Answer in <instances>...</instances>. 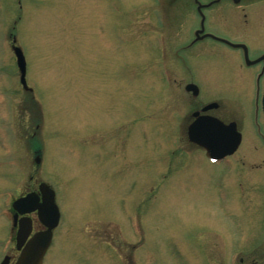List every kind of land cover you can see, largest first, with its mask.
I'll return each instance as SVG.
<instances>
[{
    "label": "rangeland",
    "instance_id": "1",
    "mask_svg": "<svg viewBox=\"0 0 264 264\" xmlns=\"http://www.w3.org/2000/svg\"><path fill=\"white\" fill-rule=\"evenodd\" d=\"M233 1L0 0V262L17 257L11 203L42 182L59 223L41 264L248 263L264 220V0ZM210 102L242 136L218 163L186 139Z\"/></svg>",
    "mask_w": 264,
    "mask_h": 264
},
{
    "label": "water",
    "instance_id": "2",
    "mask_svg": "<svg viewBox=\"0 0 264 264\" xmlns=\"http://www.w3.org/2000/svg\"><path fill=\"white\" fill-rule=\"evenodd\" d=\"M12 51L20 73L19 81L23 89L26 90L24 57L18 47L13 46ZM184 90L191 92L192 96L198 94V89L193 84L185 85ZM261 105L264 116V90ZM215 107L216 104H209L204 106L201 111L205 112ZM192 117L194 119L186 129L188 140L203 147L209 159L216 160L230 155L236 150L240 143V134L236 131L233 122L224 125L211 116H199L198 112H194ZM38 162L39 159L36 157L35 163ZM37 190L38 193L30 192L12 203V209L15 211L13 220L18 215L35 212L38 222L44 227L43 230L36 231L30 236L32 224L29 217L19 218L17 224L14 222L17 225L15 249L19 251L14 264H40L50 243L51 231L58 223L59 213L54 203V192L44 183H40ZM8 262L9 257L6 256L0 264H8Z\"/></svg>",
    "mask_w": 264,
    "mask_h": 264
},
{
    "label": "flooded vegetation",
    "instance_id": "3",
    "mask_svg": "<svg viewBox=\"0 0 264 264\" xmlns=\"http://www.w3.org/2000/svg\"><path fill=\"white\" fill-rule=\"evenodd\" d=\"M232 2V6H234V7H236L235 6V4H234V2L235 1H233V0H231ZM246 4H247V2L248 1H250V0H243ZM259 3L262 1V0H257ZM246 6H248V4L246 5ZM242 9V13H243V17H246V15L244 14V11H245V7L243 8V7H241ZM262 8H264V7H262ZM261 8V9H262ZM202 108V105L200 106V107H198L196 110H194V111H198L199 112V114L201 115V114H203L201 111H200V109ZM220 107H219V105L215 108V109H213V110H209L208 112H206L205 114H208V115H211V116H214V117H216L217 119H219L221 122H223L224 124H227V123H229V122H235L236 120H233V119H229V120H225V118H223V116H221V115H214V114H212L213 113V111H216V110H218ZM261 112V111H260ZM261 117H262V120H263V116H262V112H261ZM187 139V138H186ZM188 144L190 145V150L191 151H194V148H200V149H202L201 147H199V146H197V145H195V144H193V143H190V142H188ZM239 148V147H238ZM203 150V149H202ZM237 151V150H236ZM203 152H204V150H203ZM235 153V152H234ZM233 153V154H234ZM233 154L231 155V156H228V157H232L233 156ZM225 158H227V157H224V158H222V159H220V160H218V161H216V162H214V163H218V162H220V161H222L223 159H225ZM239 162V161H238ZM238 165H240V163L238 164ZM227 170V169H226ZM229 171H230V169H229ZM32 214H34V213H32ZM30 214H28V217L31 219V224H32V231H31V233H33V232H35V231H39V230H42V229H44L43 227H42V229H39V230H33V220H32V218L29 216ZM35 215V214H34ZM22 216L21 215H18L17 217H16V222L19 220V218H21ZM262 223H263V226H262V228H261V234H262V237H261V240H260V242L258 243V244H256L255 246H253V248L252 249H250L248 252H249V254H248V256H249V259L246 261V263L247 264H255V262H256V259L254 260L253 259V252H257L256 253V258L258 257V254L259 253H264V220L262 221ZM14 228H15V231H16V226H13ZM252 227V226H251ZM244 229L243 228H238V232L240 233H238L237 235L239 236V235H241L242 234V231H243ZM217 236V233L215 234H213V233H211V235L210 236ZM242 236V235H241ZM219 237V236H218ZM220 238V237H219ZM234 246H237V244H236V241L234 242V244H233ZM213 246H214V244H213ZM16 251V250H15ZM16 253H17V256H18V251H16ZM262 259L264 260V254L262 255ZM14 261H15V259H14ZM240 263H243V261H244V259H243V257L242 258H240ZM14 263V262H13Z\"/></svg>",
    "mask_w": 264,
    "mask_h": 264
},
{
    "label": "bare ground",
    "instance_id": "4",
    "mask_svg": "<svg viewBox=\"0 0 264 264\" xmlns=\"http://www.w3.org/2000/svg\"><path fill=\"white\" fill-rule=\"evenodd\" d=\"M238 148V147H237Z\"/></svg>",
    "mask_w": 264,
    "mask_h": 264
}]
</instances>
